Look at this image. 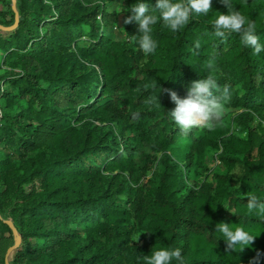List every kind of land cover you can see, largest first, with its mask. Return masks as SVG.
<instances>
[{
  "label": "trees",
  "instance_id": "16d2710c",
  "mask_svg": "<svg viewBox=\"0 0 264 264\" xmlns=\"http://www.w3.org/2000/svg\"><path fill=\"white\" fill-rule=\"evenodd\" d=\"M134 3L15 0L17 26L0 30V264H145L161 248L185 264H264V215L247 208L249 195L264 202V51L215 37L227 8L212 0L179 32L155 25L144 56L138 25L123 23ZM232 3L264 45V0ZM14 22L0 0V25ZM209 74L230 85L223 118L184 136L159 87L183 99ZM8 221L20 245L6 261ZM218 223L256 239L226 251Z\"/></svg>",
  "mask_w": 264,
  "mask_h": 264
},
{
  "label": "clouds",
  "instance_id": "9594fccd",
  "mask_svg": "<svg viewBox=\"0 0 264 264\" xmlns=\"http://www.w3.org/2000/svg\"><path fill=\"white\" fill-rule=\"evenodd\" d=\"M45 2L47 3L48 0ZM220 3L227 8V14L219 13L212 21L211 27L214 36L224 42L229 37L238 35L241 44L245 48H251L254 55H259L264 51V45L259 42L260 38L256 34L255 22L247 19L233 5L232 0H220ZM211 4L212 0H156L155 7L150 8L142 0H136V3L129 9L122 8V11L131 13L124 18L123 23L138 25L139 34L131 36L130 40L138 44V48L144 56H149L155 52L158 46L157 41L153 38L155 25L159 23L173 33L179 32L190 22L193 15L207 16L211 11ZM199 48L200 43L197 41L194 49L199 50ZM215 65V56L205 63V67L210 73L215 70ZM159 89V94L166 93L171 102L175 104V108L166 113L170 121L184 136H187L193 128L212 131L221 122L226 107L225 101L230 98V85L226 83L221 88L212 74L191 82L186 98L183 99L179 98L174 91L160 87ZM157 97H155L157 106L161 107ZM133 115L134 118L139 116L138 113ZM247 208L249 212L256 211L258 215H264V202L258 200L255 195L248 196ZM215 231L223 235L226 251L233 250L237 245L249 246L256 239L243 227L227 223H218ZM144 259L145 264H185V258L180 248H161L152 252L151 255L144 256Z\"/></svg>",
  "mask_w": 264,
  "mask_h": 264
},
{
  "label": "water",
  "instance_id": "95a60500",
  "mask_svg": "<svg viewBox=\"0 0 264 264\" xmlns=\"http://www.w3.org/2000/svg\"><path fill=\"white\" fill-rule=\"evenodd\" d=\"M12 9L15 12V22L10 27H4V26L0 25V30L1 31L11 32V31H13L16 28L17 22H18V14L16 12L15 0H12ZM119 21H121V16L119 17ZM7 224L11 228V230L13 232V235L15 237V244L11 248L8 249V251L6 253V256H5V260L6 261H7L8 257H9V255L12 253V251L16 250L19 247V245H20V238L18 237V233H17L16 229L14 228V226L12 225V223L10 221H8Z\"/></svg>",
  "mask_w": 264,
  "mask_h": 264
},
{
  "label": "rangeland",
  "instance_id": "374dc122",
  "mask_svg": "<svg viewBox=\"0 0 264 264\" xmlns=\"http://www.w3.org/2000/svg\"><path fill=\"white\" fill-rule=\"evenodd\" d=\"M100 0H91L92 3H98ZM110 10L112 9L111 7L109 8ZM1 73V72H0ZM264 121V119H263ZM259 122V119L257 117H253L252 120H251V124H250V127H255ZM213 161H215L214 157H212L211 159H209V164L210 167H211V171L215 169V165L218 164L217 162L214 163Z\"/></svg>",
  "mask_w": 264,
  "mask_h": 264
},
{
  "label": "built area",
  "instance_id": "2783aa9c",
  "mask_svg": "<svg viewBox=\"0 0 264 264\" xmlns=\"http://www.w3.org/2000/svg\"><path fill=\"white\" fill-rule=\"evenodd\" d=\"M0 89L2 90L3 89V85L1 84V86H0ZM1 118H2V111H1V108H0V120H1Z\"/></svg>",
  "mask_w": 264,
  "mask_h": 264
}]
</instances>
